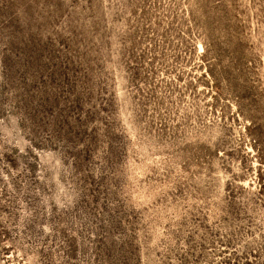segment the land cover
I'll list each match as a JSON object with an SVG mask.
<instances>
[{"label": "rangeland", "instance_id": "obj_1", "mask_svg": "<svg viewBox=\"0 0 264 264\" xmlns=\"http://www.w3.org/2000/svg\"><path fill=\"white\" fill-rule=\"evenodd\" d=\"M0 264H264V0H0Z\"/></svg>", "mask_w": 264, "mask_h": 264}]
</instances>
